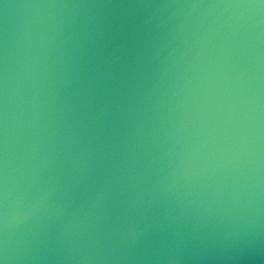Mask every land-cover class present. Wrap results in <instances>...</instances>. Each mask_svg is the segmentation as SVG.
Instances as JSON below:
<instances>
[{
  "label": "water",
  "instance_id": "1",
  "mask_svg": "<svg viewBox=\"0 0 264 264\" xmlns=\"http://www.w3.org/2000/svg\"><path fill=\"white\" fill-rule=\"evenodd\" d=\"M0 264H264V0H0Z\"/></svg>",
  "mask_w": 264,
  "mask_h": 264
}]
</instances>
